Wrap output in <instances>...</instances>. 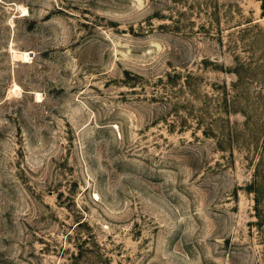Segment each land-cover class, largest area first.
I'll use <instances>...</instances> for the list:
<instances>
[{
	"label": "rangeland",
	"instance_id": "1",
	"mask_svg": "<svg viewBox=\"0 0 264 264\" xmlns=\"http://www.w3.org/2000/svg\"><path fill=\"white\" fill-rule=\"evenodd\" d=\"M0 264H264L261 0H0Z\"/></svg>",
	"mask_w": 264,
	"mask_h": 264
},
{
	"label": "trees",
	"instance_id": "2",
	"mask_svg": "<svg viewBox=\"0 0 264 264\" xmlns=\"http://www.w3.org/2000/svg\"><path fill=\"white\" fill-rule=\"evenodd\" d=\"M262 13L264 14V0H261Z\"/></svg>",
	"mask_w": 264,
	"mask_h": 264
},
{
	"label": "bare ground",
	"instance_id": "3",
	"mask_svg": "<svg viewBox=\"0 0 264 264\" xmlns=\"http://www.w3.org/2000/svg\"><path fill=\"white\" fill-rule=\"evenodd\" d=\"M22 10H21V12H22V14H25V12H26V9L24 8H21Z\"/></svg>",
	"mask_w": 264,
	"mask_h": 264
}]
</instances>
